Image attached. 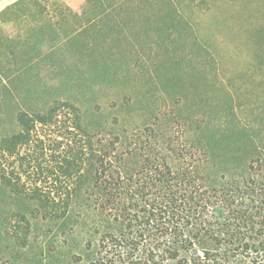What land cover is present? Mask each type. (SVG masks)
Returning a JSON list of instances; mask_svg holds the SVG:
<instances>
[{
    "label": "trees",
    "instance_id": "trees-1",
    "mask_svg": "<svg viewBox=\"0 0 264 264\" xmlns=\"http://www.w3.org/2000/svg\"><path fill=\"white\" fill-rule=\"evenodd\" d=\"M28 1L0 29V264H264V0ZM38 16L52 53L94 56L102 39L157 73V112L132 138L90 130L75 97L10 94L50 56L27 48Z\"/></svg>",
    "mask_w": 264,
    "mask_h": 264
},
{
    "label": "rangeland",
    "instance_id": "rangeland-1",
    "mask_svg": "<svg viewBox=\"0 0 264 264\" xmlns=\"http://www.w3.org/2000/svg\"><path fill=\"white\" fill-rule=\"evenodd\" d=\"M28 2V0H0L2 35L7 34L9 29L15 28L14 24H5L10 13H5L4 9L12 4L24 5ZM38 3L44 4L43 0H39ZM38 19L40 21L30 32L27 29L26 33H30L31 36V44L27 48L40 56L48 51L50 56L15 76L10 94L12 93L20 104L27 106L31 103L49 106L53 99L72 101L75 97L74 100L81 108L83 123L90 130L102 131L110 125L115 133L122 134L124 130L127 137L132 138L136 124L157 112L160 103L159 92L162 87L157 73L153 71L148 76L142 73L138 66L132 64L123 66L126 44L121 47H111L103 45L102 39L96 41L94 56V50L90 51V48L81 46L75 48L68 45L52 53L49 50L51 36L46 31L43 18L38 16ZM211 31L214 32L212 29ZM207 33V38H210L209 32ZM136 34L138 32L133 33V36L135 37ZM136 37L139 38V35ZM185 47L187 48V40H180L179 52L182 53ZM116 49H119L118 52L121 54L112 57L111 52ZM97 53L99 56L96 57ZM214 53L223 71L232 69L237 63L235 56L233 58L220 46ZM7 54V49H2L0 58L6 57ZM124 67L126 70H123ZM175 68H177L176 76L181 81L188 79L189 69L193 70L192 65L188 63L177 65ZM263 72L256 70L255 74H263ZM196 81L193 79L194 84L197 83ZM130 138L126 139L127 144Z\"/></svg>",
    "mask_w": 264,
    "mask_h": 264
},
{
    "label": "crops",
    "instance_id": "crops-1",
    "mask_svg": "<svg viewBox=\"0 0 264 264\" xmlns=\"http://www.w3.org/2000/svg\"><path fill=\"white\" fill-rule=\"evenodd\" d=\"M56 1H58L59 3H66V2H68L69 0H56Z\"/></svg>",
    "mask_w": 264,
    "mask_h": 264
}]
</instances>
